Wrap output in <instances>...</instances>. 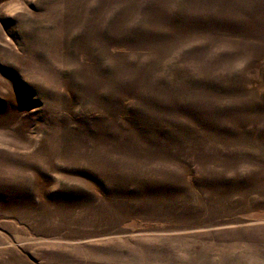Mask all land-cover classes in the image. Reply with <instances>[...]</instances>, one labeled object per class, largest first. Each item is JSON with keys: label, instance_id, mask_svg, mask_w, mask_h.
Instances as JSON below:
<instances>
[{"label": "rangeland", "instance_id": "rangeland-1", "mask_svg": "<svg viewBox=\"0 0 264 264\" xmlns=\"http://www.w3.org/2000/svg\"><path fill=\"white\" fill-rule=\"evenodd\" d=\"M0 264H264V0H0Z\"/></svg>", "mask_w": 264, "mask_h": 264}]
</instances>
